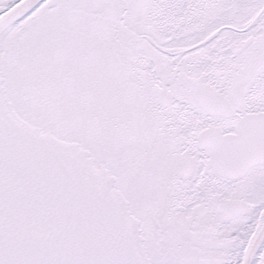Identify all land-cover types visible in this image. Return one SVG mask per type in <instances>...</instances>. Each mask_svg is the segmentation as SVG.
I'll list each match as a JSON object with an SVG mask.
<instances>
[{
  "label": "snow or ice",
  "instance_id": "snow-or-ice-1",
  "mask_svg": "<svg viewBox=\"0 0 264 264\" xmlns=\"http://www.w3.org/2000/svg\"><path fill=\"white\" fill-rule=\"evenodd\" d=\"M0 264H264V0H0Z\"/></svg>",
  "mask_w": 264,
  "mask_h": 264
}]
</instances>
